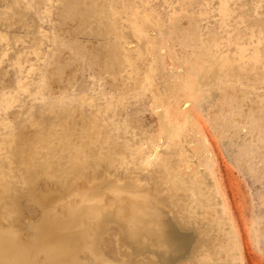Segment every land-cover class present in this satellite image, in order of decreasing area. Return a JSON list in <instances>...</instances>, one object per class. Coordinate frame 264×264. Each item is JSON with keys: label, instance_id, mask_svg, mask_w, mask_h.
Masks as SVG:
<instances>
[{"label": "rangeland", "instance_id": "rangeland-1", "mask_svg": "<svg viewBox=\"0 0 264 264\" xmlns=\"http://www.w3.org/2000/svg\"><path fill=\"white\" fill-rule=\"evenodd\" d=\"M37 196L79 264H264V0H0V227Z\"/></svg>", "mask_w": 264, "mask_h": 264}, {"label": "bare ground", "instance_id": "bare-ground-1", "mask_svg": "<svg viewBox=\"0 0 264 264\" xmlns=\"http://www.w3.org/2000/svg\"><path fill=\"white\" fill-rule=\"evenodd\" d=\"M32 64L28 66L32 67ZM29 69L32 70V68ZM25 87V84H23V88ZM51 200H45L37 196V202L44 207L45 213L43 212L44 217L40 221L32 225V232H30V237L26 239L27 241L22 240L21 236L19 237L12 228L0 227V263L38 264L40 258L44 259L47 264H79L81 262L78 260L76 253L78 247L93 240H98V238L95 240L97 234L96 232H85L84 224L77 209L68 205L64 209L50 210ZM122 205L134 218L141 223L145 222V211L136 201L122 202ZM98 214L100 212L95 211L93 215L95 217ZM148 221L151 222V219ZM165 221L163 223L153 222V224H156L155 229L158 231L160 241L164 242L179 238L180 233L173 228L169 221ZM99 228H101L100 223L98 224ZM163 247L166 248L165 245ZM94 248L96 249V247ZM93 252L97 251L94 250ZM96 255L98 256V253Z\"/></svg>", "mask_w": 264, "mask_h": 264}]
</instances>
